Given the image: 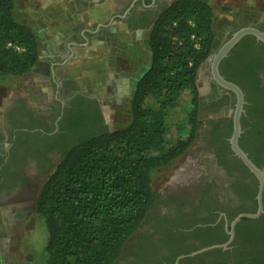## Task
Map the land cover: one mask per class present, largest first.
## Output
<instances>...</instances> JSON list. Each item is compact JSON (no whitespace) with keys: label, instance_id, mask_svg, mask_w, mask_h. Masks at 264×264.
<instances>
[{"label":"trees","instance_id":"trees-1","mask_svg":"<svg viewBox=\"0 0 264 264\" xmlns=\"http://www.w3.org/2000/svg\"><path fill=\"white\" fill-rule=\"evenodd\" d=\"M245 39L221 62L219 70L227 81L240 87L248 110L252 97L247 81L256 82V78L247 58L249 49L237 55V50L246 46ZM213 43V9L208 2L175 0L149 28L150 64L135 85L131 121L126 127L89 132L88 128L100 122L99 111L94 101L76 97L89 102L91 111L80 109L71 114L60 129L67 133L53 137H62L63 153L35 203V215L47 232L46 264L117 262L152 207V173L182 157L198 137L202 122L197 73L212 53ZM234 56L243 69L228 72L224 65ZM38 60L36 35L16 20L12 0H0V78L23 77ZM184 101L186 120L174 123ZM229 123L227 137L231 134ZM173 129L175 141L171 139ZM68 136L76 139L67 145L63 137ZM254 160L258 168L264 166ZM254 182L257 184L255 178ZM256 237L264 239V225L258 227Z\"/></svg>","mask_w":264,"mask_h":264},{"label":"flooded vegetation","instance_id":"flooded-vegetation-1","mask_svg":"<svg viewBox=\"0 0 264 264\" xmlns=\"http://www.w3.org/2000/svg\"><path fill=\"white\" fill-rule=\"evenodd\" d=\"M12 1L15 15L16 4L14 0ZM36 1L41 4L48 3L50 8L51 3L57 0ZM174 1L63 0V5L72 7V10L66 13L71 21L85 14L86 7L100 8L108 4L110 11L105 21L84 28L78 33V38L68 41L64 48L61 49L63 43L51 44L56 45L54 54L48 55L46 59L51 67V81L55 84L54 70L66 66L68 61L76 58L75 50L89 48L91 38L95 37L97 32L109 31L113 24H119L128 33L146 31L148 35L149 28L157 16ZM94 11L100 12L96 8ZM53 19L51 23L56 20ZM59 19L61 23L67 22L62 17ZM21 23L30 28L37 37V32L32 27L24 22ZM247 26H253L264 33V15L257 23ZM244 38H246V46L239 48L237 55L242 56L244 49H249L247 58L252 63L256 82L250 79L247 81L250 84L249 94L252 102L247 103L248 110L244 109L240 118L242 133L238 145L253 164L256 165L254 159H257L264 165V45L252 36ZM40 57L39 50V60ZM224 66L228 72L243 69L236 56ZM222 77L225 79L224 76ZM55 85L57 89L58 85ZM214 89L218 96H229L233 106L234 97L231 93L215 84ZM76 97L94 101L99 111L100 122L88 128V131L99 132L106 129L105 115L99 100L82 90L72 92L64 100L54 96L50 102L39 107L30 105L23 96L15 97L4 110L2 120L5 127V141L2 148L0 146V240L7 234V224L12 223L11 220L8 222L11 208L33 200L36 203L47 175L60 160L63 153V147L60 145L62 137L58 139L53 137L67 133V129L64 131L60 129L65 128L71 114H75L80 109H89V102L79 101ZM230 121V116L224 119L201 121L198 137L193 143L199 141V148L203 154L201 160H197V163L201 164L198 166L200 170L202 169L200 175L192 183L181 185L182 177L166 189L154 191V201L146 219L127 241L115 264H264V239L254 238L258 227L264 225V217L261 218L264 212L257 219H249V221L242 219L233 228L230 227L237 215L252 214L258 209L256 201L258 183L254 182V176L233 155L228 142L230 137L225 134V130L228 132ZM232 131L231 121V134ZM75 136H68L67 139L63 137L65 144H71L76 139ZM193 144L185 154L190 152ZM52 150L58 151L57 162L55 157L50 155ZM29 158L39 160L37 161L39 169L31 174H28L25 168ZM260 169L264 172V166ZM43 179L41 184L40 181ZM262 208L264 210V189ZM230 231L233 232L232 238ZM224 244H226L225 249L215 248L195 256H188L203 248Z\"/></svg>","mask_w":264,"mask_h":264},{"label":"rangeland","instance_id":"rangeland-1","mask_svg":"<svg viewBox=\"0 0 264 264\" xmlns=\"http://www.w3.org/2000/svg\"><path fill=\"white\" fill-rule=\"evenodd\" d=\"M16 19L26 23L37 32L41 59L32 71L20 78H0V146L4 145L5 127L2 120L4 110L15 97H25L34 107L50 102L54 96L66 99L74 91L82 90L85 94L97 98L103 108L106 129L115 131L126 127L131 121L130 97L136 82L150 64V51L147 46V32L128 33L121 25L113 24L109 31H99L91 38V46L75 50L76 58L66 66L54 70L55 84L51 81V67L46 60L51 44L63 43L78 38V33L90 25L105 21L110 6L104 4L88 8L85 14L74 21L62 22L59 11L68 13L72 7L45 9L47 3L36 0H14ZM174 1V0H171ZM213 9L215 52L234 31L255 24L264 15V0H206ZM32 6V7H31ZM69 6V5H68ZM31 9V10H29ZM56 14L54 15V13ZM55 21L51 23V20ZM49 22V23H47ZM51 23V24H50ZM67 71V72H66ZM65 73V74H64ZM197 88L199 93L198 115L201 121L224 119L233 109L229 96H218L212 83L209 66L204 63L198 70ZM128 93V94H127ZM186 101L174 117V123L186 120ZM171 139L176 140L175 130ZM199 141L171 165L154 171L151 185L155 192L173 185L179 174L183 175L181 185L195 181L201 172L197 160L203 154ZM193 152V154H192ZM51 157L58 160V151L52 150ZM37 158L26 161V171L31 174L39 169ZM57 162V161H56ZM42 181L40 183L42 184ZM176 185V184H174ZM179 185V184H177ZM176 187V186H174ZM34 199V198H33ZM35 202L18 204L11 208L6 235L0 240L2 264H46L45 244L47 232L44 223L34 213Z\"/></svg>","mask_w":264,"mask_h":264},{"label":"water","instance_id":"water-1","mask_svg":"<svg viewBox=\"0 0 264 264\" xmlns=\"http://www.w3.org/2000/svg\"><path fill=\"white\" fill-rule=\"evenodd\" d=\"M246 36H252L255 38L257 42H260L264 45V33L260 30L256 29L253 26L242 27L233 33L227 38V40L213 53H211L204 63H207L209 66V73L211 80L215 85L220 87L226 92H229L234 97L233 109L231 110V121H232V134L228 140L230 149L233 155L240 160V162L245 166V168L254 176L258 183V192L256 195V201L258 205V209L255 213L252 214H239L234 220L231 222L230 227L233 228L240 220L242 219H257L263 212L262 208V192L264 189V172L258 168L252 161L248 158L247 154L241 150L238 145V140L241 136V124L240 118L244 113L245 99L244 94L239 86L236 84L225 80L220 72L219 66L221 62L228 57L229 53L232 49ZM201 67V66H200ZM199 67V69H200ZM198 69V70H199ZM198 74V73H197ZM197 84V81H196ZM230 236L232 238L233 232L230 231ZM215 248H226V244L224 245H215L207 248H203L197 252L191 253L188 256H195L197 254L209 251ZM0 262L2 264V260L0 257Z\"/></svg>","mask_w":264,"mask_h":264},{"label":"crops","instance_id":"crops-1","mask_svg":"<svg viewBox=\"0 0 264 264\" xmlns=\"http://www.w3.org/2000/svg\"><path fill=\"white\" fill-rule=\"evenodd\" d=\"M14 2H15V1H14ZM61 3H63V0H57L56 2L51 3L52 5H51L50 8H48V3L44 6V8L47 9V10H48V9H52V7H53V8H55V7H57V8H62L63 6L60 7V5H62ZM49 4H50V3H49ZM15 6H16V5H15ZM31 7H32V6H31ZM29 10H31V9H29ZM59 12L63 14V15H62V14L59 15V17L64 18L65 21H68V20L70 19L69 15H67L68 13L66 14L65 12H61V10H60ZM73 16H74V13H73ZM39 50H40V49H39ZM55 50H56V45H54V44L51 45L50 48H49V55H50V54H54ZM40 54H42L41 51H40ZM41 58H42V57H40V59H41ZM202 66H204V63L201 65V67H202ZM201 67H200V68H201Z\"/></svg>","mask_w":264,"mask_h":264},{"label":"bare ground","instance_id":"bare-ground-1","mask_svg":"<svg viewBox=\"0 0 264 264\" xmlns=\"http://www.w3.org/2000/svg\"><path fill=\"white\" fill-rule=\"evenodd\" d=\"M182 177H183V175H182V174H179V175H178V178H179V179H180V178H182Z\"/></svg>","mask_w":264,"mask_h":264}]
</instances>
